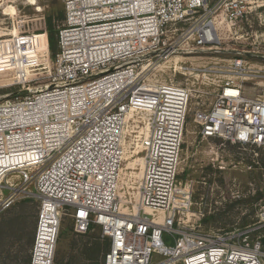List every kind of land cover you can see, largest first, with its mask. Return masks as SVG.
Returning <instances> with one entry per match:
<instances>
[{"label": "built area", "instance_id": "2783aa9c", "mask_svg": "<svg viewBox=\"0 0 264 264\" xmlns=\"http://www.w3.org/2000/svg\"><path fill=\"white\" fill-rule=\"evenodd\" d=\"M226 3L67 0L51 80L37 87L23 83L0 100V194L10 192L0 210L23 194L40 201L30 264H54L66 211L78 235L97 226L110 241L104 264H264L255 228L202 233L177 226L193 205L191 186L179 183L192 91L173 83L153 85L154 95L142 90L152 85L144 78L147 68L220 44ZM230 9L232 22L245 15L240 1ZM10 43L0 42V52L16 47ZM243 92L242 83L228 82L209 110L195 113L203 140L264 149V90L253 98ZM140 112L148 115L149 130L140 140L143 171L137 208L130 212L119 184L126 120ZM16 175L19 186L9 184ZM261 218L259 229L264 207Z\"/></svg>", "mask_w": 264, "mask_h": 264}, {"label": "rangeland", "instance_id": "374dc122", "mask_svg": "<svg viewBox=\"0 0 264 264\" xmlns=\"http://www.w3.org/2000/svg\"><path fill=\"white\" fill-rule=\"evenodd\" d=\"M225 1L219 17V45L197 55L177 56L151 66L144 78L152 85H181L193 95L179 168V183L191 186L193 205L189 219L184 218L185 223L177 226L202 233H227L250 226L255 228L253 240L260 241L264 250V227L258 228L264 207V149L244 148L220 139L203 140L194 121L195 113L209 110L228 82L242 83L246 97L263 94L264 0H209V6L217 7ZM234 1L242 2L245 15L232 22L230 7ZM66 2L0 0V42L16 43L17 47H4L0 52V100L20 91L23 83L37 87L51 80L59 53V32L67 21ZM50 22L53 32L48 29ZM22 56L27 58V64ZM37 66L41 67L30 69ZM147 125V116L133 113L125 128L126 157L119 197L124 209L130 212L136 210L139 198L144 158L140 140ZM9 182L19 186L20 179L12 176ZM9 193L7 190L0 194V202ZM39 205L36 197L23 194L10 209L0 210V264H30V237L33 224L38 225ZM106 241L110 243L97 226L78 235L73 214L66 211L54 264H104Z\"/></svg>", "mask_w": 264, "mask_h": 264}, {"label": "bare ground", "instance_id": "6f19581e", "mask_svg": "<svg viewBox=\"0 0 264 264\" xmlns=\"http://www.w3.org/2000/svg\"><path fill=\"white\" fill-rule=\"evenodd\" d=\"M143 90V93H146V94H150V95H154L155 94V87L153 86V85H147V87L146 88H144V89H142ZM139 114H141V115H145V116H147V118H148V115L147 114H145V113H139ZM133 115V113L132 114H130L129 116H128V118H127V120H126V122H128V119L130 118V116H132ZM148 130H149V124L147 125V127L145 128V136H146V134L148 133ZM126 149H124V159H125V157H126ZM127 160V159H126ZM124 161V160H123ZM125 162V161H124ZM141 165H143V159H142V162H141ZM143 167V166H142ZM127 168H128V166H127ZM142 171H143V169H142ZM121 176H122V173H121Z\"/></svg>", "mask_w": 264, "mask_h": 264}, {"label": "crops", "instance_id": "0c3cea01", "mask_svg": "<svg viewBox=\"0 0 264 264\" xmlns=\"http://www.w3.org/2000/svg\"><path fill=\"white\" fill-rule=\"evenodd\" d=\"M36 230H37V222L36 224H33L32 226V231H31V237H30V254L32 252V248H33V244H34V241H35V235H36ZM31 259V257H30Z\"/></svg>", "mask_w": 264, "mask_h": 264}, {"label": "trees", "instance_id": "16d2710c", "mask_svg": "<svg viewBox=\"0 0 264 264\" xmlns=\"http://www.w3.org/2000/svg\"><path fill=\"white\" fill-rule=\"evenodd\" d=\"M48 29H49L50 32L55 31V30H54V27H53V25H52L51 22H50V25L48 26ZM52 42H53V41L51 40V46H53V43H52ZM109 242H110V241H109ZM106 248H108V250H109V248H110V243L108 244L107 241H106L105 249H106Z\"/></svg>", "mask_w": 264, "mask_h": 264}]
</instances>
